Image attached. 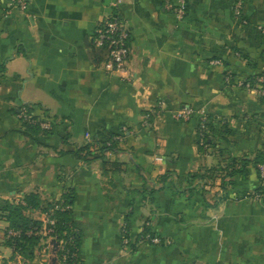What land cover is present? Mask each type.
Instances as JSON below:
<instances>
[{
	"label": "crops",
	"instance_id": "obj_1",
	"mask_svg": "<svg viewBox=\"0 0 264 264\" xmlns=\"http://www.w3.org/2000/svg\"><path fill=\"white\" fill-rule=\"evenodd\" d=\"M186 2L179 19L164 0H29L26 12L0 0V202L69 197L80 264H264V200L229 195L221 175L186 179L264 153V99L225 81L264 73V0ZM109 16L129 32L125 72L109 71L95 46ZM24 109L51 129L28 130ZM182 109L188 122L173 118ZM116 135L112 149L76 158ZM249 171L224 183L253 189ZM8 227L0 213V264H60L50 239L23 260ZM147 229L162 243L143 239Z\"/></svg>",
	"mask_w": 264,
	"mask_h": 264
},
{
	"label": "trees",
	"instance_id": "obj_2",
	"mask_svg": "<svg viewBox=\"0 0 264 264\" xmlns=\"http://www.w3.org/2000/svg\"><path fill=\"white\" fill-rule=\"evenodd\" d=\"M96 38V35H95ZM96 46V44H95ZM103 52H107V48H101ZM264 77V73L258 74L247 79V82L256 84L257 80ZM234 78V77H233ZM264 87V85H263ZM264 99V96L262 97ZM32 115L31 111H28ZM33 121V122H32ZM209 119L206 118L205 122L200 120L198 128V146L201 153L208 144V134L210 126ZM24 126L28 130L39 131L41 130L40 122L33 116L30 121L24 120ZM119 140L116 136H111L102 148L97 147V143L89 142L79 148L75 155L81 161H88V157L92 156L95 151L104 153L112 149ZM107 144H109L107 146ZM255 167L258 181L262 183L261 188H264V176L261 167H264V153L259 152L253 157L243 156L241 158L233 159L228 165L220 169H211L207 172H191L187 175L188 182H195L197 180L206 181L211 179L212 175H221L223 177L222 187L226 189V179H231L240 176L247 179L250 175L249 168ZM225 172V174H224ZM169 174L162 177L166 182L169 179ZM71 201L69 197H65L62 202L49 203L40 199L37 194H29L24 197L23 203H10L7 201L0 202V213L2 217L9 223L7 231L13 230L19 232L16 237L9 236L6 232V238L9 246L14 250L15 254L21 256L25 261H31L35 257V250L46 237H42L38 232L44 226V223L39 220L32 219L27 215L30 210L41 211L42 213H50L51 218L55 220L54 234L57 242H61L64 248L58 251V258L60 264H80L79 253L81 247V234L77 229L75 222L71 218L70 210ZM59 207L61 209L56 210ZM150 235L152 238L156 237L149 229L145 231L142 238ZM66 256V261H64Z\"/></svg>",
	"mask_w": 264,
	"mask_h": 264
},
{
	"label": "built area",
	"instance_id": "obj_3",
	"mask_svg": "<svg viewBox=\"0 0 264 264\" xmlns=\"http://www.w3.org/2000/svg\"><path fill=\"white\" fill-rule=\"evenodd\" d=\"M10 6H14L23 12H26L29 8V0H6ZM165 9L177 16L179 19L186 17L188 8L186 0H164ZM240 10H236V14H240ZM95 44L99 48H107L108 60L107 67L111 72H125L127 69V60L129 56V32L125 23L118 17L109 16L105 18L98 26L95 32ZM226 83L230 86L232 83L238 88L248 89L255 91L260 97L264 96V77L257 80L256 84H251L246 80H236L231 73H228L225 77ZM158 114L157 110L151 111L146 114L144 124L148 125L149 120ZM191 111L182 109L173 114V118L177 121L188 122L191 118ZM23 120L30 121L33 115L28 113L27 109L23 110ZM201 121L205 122L206 117L201 115ZM33 122V121H32ZM40 126L44 130H50L52 124L50 122H40ZM119 141L121 138H117ZM158 160H161L159 158ZM264 176V167L262 168ZM61 208L57 207L56 210ZM46 220L43 222L44 226L38 232L42 237H46L48 240L56 241L54 234L55 220L51 218V214L45 213ZM9 236L16 237L19 232L9 230L7 231ZM146 240L153 242L154 244H161L162 240L158 237L152 238L150 235L145 237ZM57 242V241H56ZM58 243V250L64 248L63 243ZM66 261V256H64Z\"/></svg>",
	"mask_w": 264,
	"mask_h": 264
},
{
	"label": "rangeland",
	"instance_id": "obj_4",
	"mask_svg": "<svg viewBox=\"0 0 264 264\" xmlns=\"http://www.w3.org/2000/svg\"><path fill=\"white\" fill-rule=\"evenodd\" d=\"M227 165L230 164L232 162V160L229 159V161H227ZM263 167H261L262 169ZM225 174V172H224ZM237 177V176H236ZM235 180V177L234 178H231L229 179L228 182H231ZM262 183L259 182L258 185L255 187V188H248L246 183H244V185H240V184H228L227 185V189H226V192L229 194V195H235V196H248V197H254L255 199L257 200H264V188L262 187Z\"/></svg>",
	"mask_w": 264,
	"mask_h": 264
},
{
	"label": "water",
	"instance_id": "obj_5",
	"mask_svg": "<svg viewBox=\"0 0 264 264\" xmlns=\"http://www.w3.org/2000/svg\"><path fill=\"white\" fill-rule=\"evenodd\" d=\"M55 242V246H56V248H58V243L56 242V241H54Z\"/></svg>",
	"mask_w": 264,
	"mask_h": 264
}]
</instances>
